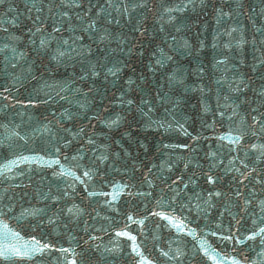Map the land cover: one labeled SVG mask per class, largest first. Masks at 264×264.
I'll return each mask as SVG.
<instances>
[{"label":"water","instance_id":"obj_1","mask_svg":"<svg viewBox=\"0 0 264 264\" xmlns=\"http://www.w3.org/2000/svg\"><path fill=\"white\" fill-rule=\"evenodd\" d=\"M111 2L120 11L107 0H76L81 7L72 0L0 5V221L25 240L35 236L55 246L0 264H140L141 256L152 264H214L200 249L201 238L224 264L233 258L264 264L261 236L247 239L264 226V183L250 178L240 185L239 173L226 171L229 160L244 171L239 160L246 145L264 143L252 121L264 123V0ZM125 3L128 14H122ZM133 4L144 6L133 10ZM101 5L106 11L97 16ZM37 16L46 25L42 32L35 31ZM92 20L95 30L84 32ZM137 25L143 34L134 31ZM232 28L237 31L228 35ZM49 33L54 39L42 49ZM58 47L68 55L53 60ZM108 68L121 70L113 76ZM242 131L240 145L232 143ZM257 155L249 151L250 167L264 176ZM13 161L10 170L4 167ZM217 190L223 195L209 200L208 192ZM121 231L135 242L118 236Z\"/></svg>","mask_w":264,"mask_h":264},{"label":"snow or ice","instance_id":"obj_2","mask_svg":"<svg viewBox=\"0 0 264 264\" xmlns=\"http://www.w3.org/2000/svg\"><path fill=\"white\" fill-rule=\"evenodd\" d=\"M5 0H0V5L4 4ZM72 3L75 4L76 7H81V4L76 3V0H72ZM107 5L109 8H114L115 11H120L121 9V5H113V3L111 2V0H107ZM35 7V5H33ZM67 6V5H65ZM143 4L137 5V4H133L132 5V9L135 10L136 7H143ZM99 10L97 12V16H100V14L102 12H105L106 9L101 5L98 6ZM123 8V13L122 14H128L129 12V6L127 3L122 5ZM173 10H180V9H166V11H173ZM12 9L9 8V12H11ZM37 11H42V9L38 8ZM88 11H91V9H89ZM64 16H67L68 13L64 12L63 13ZM87 15V13H86ZM109 16H111V13H108ZM222 16H228L230 15V13H224L221 12ZM31 18V17H29ZM79 19V17H78ZM170 19H174V17H170ZM113 20H115L116 24H119L120 21L118 19H115L113 17ZM34 23L39 22V25L35 28L36 32H42L43 29L46 27V25L44 24V21L41 20V18L39 16H37L35 18V20L33 21ZM109 23H111L112 21H108ZM220 21L218 20L217 23H219ZM11 24L13 27L18 26V18L17 19H13L11 21ZM96 24L97 21L96 20H92L91 22H89L87 24V26L83 29L84 32H87L89 30H95L96 28ZM179 30V29H177ZM3 31L7 32L8 29L4 28ZM29 31H31V29H29ZM53 32L59 33L61 31V28L59 26H56L55 24L53 25L52 28ZM134 31H138L141 32V34H143L141 28L137 25L134 28ZM237 31L236 28H232L227 34L231 35L233 32ZM84 37L83 36H78L76 37V40H82ZM50 39H54V37H52V34L49 33L48 34V38L47 39H41L40 40V46L41 48H46L49 40ZM103 39V37L101 38ZM76 41H73V43H75ZM69 42L68 40H63L62 44L63 45H67ZM238 43H242V41H238ZM8 45H5V48H7ZM225 47H229V45H225ZM75 49H73L74 51ZM0 51H2V49H0ZM13 53H15V48L12 49ZM66 55H68L67 51H60L59 47L53 52L51 59L53 60H60V58L65 57ZM168 60H171L172 57L168 56L167 57ZM224 60L221 61H217V63H224ZM157 64H162V60H157L156 61ZM262 64H264V61H261ZM12 68H15L16 65L12 64L11 65ZM121 69L116 68H108V72L110 74H112L113 76H115L117 74V72H119ZM91 74L93 76H98L99 72L96 71V66L93 65L92 69H91ZM36 77H33V79H35ZM15 79H19L18 77H16ZM81 79H84V77H81ZM169 79H172L171 77H169ZM129 83H131V81H129ZM47 87H52L51 85H46ZM91 90V89H90ZM236 91H239V87L237 86V88L235 89ZM4 92H8L9 89L7 87L3 88ZM57 95H59V93H57ZM8 97H5V99H7ZM65 97H61V99H64ZM225 99H227V97H225ZM32 101H29V103H31ZM126 103L128 105H131L134 103L133 100L129 99L126 101ZM142 103H147L146 101H142ZM151 110V109H149ZM141 112H143V109H141ZM145 115H147V113H144ZM233 114H235V112H233ZM221 116L224 115L223 112L220 113ZM264 115V114H262ZM252 121L253 124H260V131L262 133H264V123H261L259 120H257V118L255 116L252 117ZM112 123H117V121H113ZM252 125H249V128H251ZM187 134V133H186ZM16 135H19V133H16ZM247 135V132H240V134H238L235 139L232 141V143L236 144V145H240V142L242 139H244V137ZM252 136H257V132L256 131H252L251 132ZM193 139H197V137H193ZM220 140L225 139L224 136L219 137ZM89 143H93V141H89ZM183 147H188V145H183ZM246 147L248 148V151H245L244 153V158L239 160V164L242 166V168L244 169V171H241L240 167H235V163L234 160H229V167H227L226 171H232L233 168L235 169L236 172L239 173V178H237V183L240 185L244 184V181L251 179H256L257 183H264V176H261L259 172H257V168L255 166L250 167V164L252 163L250 157H249V151H255L257 152L259 155L256 156V161L260 162L262 160H264V143H251L250 145H246ZM57 151H59V149H57ZM211 156H216V153H210ZM106 158V157H105ZM24 159H28V158H24ZM13 162H10L9 165H5L4 167L8 168L10 170V165ZM56 163H59V161H56ZM221 164L223 163V161L220 162ZM188 165L185 164V168H187ZM212 167H216V165H213ZM253 173L256 174V176H253ZM85 176H89V172H85L84 173ZM89 178H91L89 176ZM77 179H79V177H77ZM206 180L207 183L214 185L216 183L217 178L214 177L212 174H206ZM83 183V181H81ZM175 183V181L173 182ZM149 184H151V181H149ZM185 187H187V185H185ZM174 191V190H173ZM89 195H97V193L92 192L89 193ZM100 195H109V193H100ZM178 195V194H177ZM223 195V193L221 191H210L208 192V198L209 200L215 196V197H221ZM235 195L237 197L242 196V193L240 191H236ZM115 195H113V199H115ZM55 199V198H54ZM251 201L245 199L244 200V204L248 205L250 204ZM260 205V211L262 213H264V200H261L259 202ZM69 213L73 212L72 208L68 209ZM155 215L158 216H162L165 219H171L170 217H168L165 213L163 212H157L154 213ZM129 220H132L131 216H128ZM235 219V217H234ZM50 223H53L54 221H49ZM140 223H143L142 221ZM237 223H239V221H237ZM260 223L261 225H264V216L260 217ZM253 224H256V221L253 220ZM175 226H177L178 228L182 229L184 227L183 225V221H179L178 224H176ZM189 235H192L195 238L196 235V230L195 229H189L188 232ZM118 236H127L130 240H132L133 242H135L136 237L131 235L130 233L126 232V231H121V232H117ZM213 236L216 235L215 232L212 233ZM257 236H261V243L264 244V226H260L258 228V231H252L251 234L247 237V239L250 240H255V238ZM94 239V238H93ZM225 240H232L233 237L228 236V237H224ZM55 246L52 245L51 243H47V242H42L40 239H37L35 236H32L30 239L25 240L23 236H21V234L19 232L13 231L12 229H10L8 227V225L6 223H4L3 221H0V258L4 259V260H9L12 257H17V258H27V259H33L37 254H41L43 255L45 253L46 250H51L54 249ZM138 246L133 243V251H137ZM200 249L203 251L204 255L207 256L209 259H211L214 264H224V260L223 258H219L220 254L216 251L215 248L211 247V245H209L207 243L206 240H203V238H201V243H200ZM56 251L62 253V254H66L71 252L72 255L75 257L77 255V253H75L74 249H70V248H59L56 249ZM138 255L140 254L139 252L137 253ZM164 255H168V253H164ZM66 259V257H65ZM69 264H77L76 259H72ZM140 264H152V262L150 260H147L146 258H144L143 256H141V261ZM232 264H241L240 260H237L235 258L232 259ZM253 264H255V262H253Z\"/></svg>","mask_w":264,"mask_h":264}]
</instances>
